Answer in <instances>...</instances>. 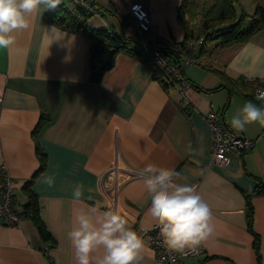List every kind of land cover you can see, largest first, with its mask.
<instances>
[{
  "label": "crops",
  "instance_id": "crops-1",
  "mask_svg": "<svg viewBox=\"0 0 264 264\" xmlns=\"http://www.w3.org/2000/svg\"><path fill=\"white\" fill-rule=\"evenodd\" d=\"M95 1L91 15H77L88 27H108L136 37L133 19L125 17L127 5L138 1L149 12L152 34L176 43L185 37L177 18L181 0ZM198 1L201 5L210 2ZM238 1L248 14L257 5L264 7V0ZM75 5L73 0H60L56 7L73 9ZM55 8L41 5L28 17V27L15 31L13 44L0 48V164H6L15 181L21 215L12 225L0 220V264H51L49 258L52 264H76L66 232L84 200L103 207L116 205L132 234L136 227L148 228L140 189L144 168L174 169L179 173L174 182L193 185L211 209L213 231L197 245L202 252L184 259L186 264H264V192H251L246 199V193L264 181V125L251 122L243 130L231 126L232 116L248 100L223 86L212 70L223 69L230 77L264 79V57L254 60L256 50H245L249 43L264 48V24L245 43L209 47L197 56L200 68L182 66L191 83L185 90L191 108L176 89L152 76L147 62L124 52H116L112 65L91 81V41L84 34L56 25L74 39L68 41L66 36L49 44L45 29L55 24L45 16ZM109 51L104 48L103 60ZM209 109L217 111V122L253 140L227 166L209 160L210 128L202 117ZM42 111L48 120L33 134ZM36 146L45 153L46 165L34 177L31 189L55 241L50 248L30 216L21 212L26 199L21 185L39 164ZM113 163L121 169L114 177L107 176ZM44 176H52L53 183H44ZM78 185L80 200L72 197ZM253 232L259 241L258 254ZM140 245L138 264H155L154 250L145 240Z\"/></svg>",
  "mask_w": 264,
  "mask_h": 264
},
{
  "label": "clouds",
  "instance_id": "clouds-1",
  "mask_svg": "<svg viewBox=\"0 0 264 264\" xmlns=\"http://www.w3.org/2000/svg\"><path fill=\"white\" fill-rule=\"evenodd\" d=\"M60 0H0V48H8L14 42V33L28 27V17L41 5L55 8ZM52 42L74 39L65 30L51 25L45 29ZM254 48V60L264 57V48L254 44L245 45V50ZM244 51V50H242ZM239 60L240 57L238 56ZM258 75V73H252ZM264 97V93H261ZM264 125V106L248 100L230 120L236 130H243L248 123ZM179 173L174 169L142 170L140 189L143 193V217L149 228L158 230L165 248L182 251L197 246L213 231L210 223L212 212L208 203L193 185L174 182ZM44 183L51 185L52 176H44ZM81 186L74 188L73 199L80 200ZM82 207L74 211V221L66 236L74 249L76 264H138L140 242L129 230L126 217L117 209L101 206L100 202L81 201ZM102 250L99 255L95 253Z\"/></svg>",
  "mask_w": 264,
  "mask_h": 264
},
{
  "label": "trees",
  "instance_id": "trees-1",
  "mask_svg": "<svg viewBox=\"0 0 264 264\" xmlns=\"http://www.w3.org/2000/svg\"><path fill=\"white\" fill-rule=\"evenodd\" d=\"M87 7L76 3L73 9H67L57 6L54 11L48 13L45 18L47 21L74 32L84 34L90 41V54L88 67L90 71V80L97 81L104 70L112 65V59L116 52H124L137 57L148 63L147 58L136 37L126 36L118 33L108 27H88L78 19V14L85 16L91 15L95 0H88ZM97 10V9H95ZM131 18L129 14L125 18ZM177 18L184 28L185 37L182 42L194 41L197 43L196 56L204 54L210 47H229L248 41L261 26L264 24V7L257 5L251 14L246 13L238 0H210L207 5H201L198 0H181L177 10ZM132 20V18H131ZM193 20V21H192ZM133 21V20H132ZM197 22V24H195ZM136 36V35H135ZM104 48H109V55L106 60L101 58ZM152 76L159 80L163 86L164 83L161 74L152 64L148 63ZM222 79L223 86L230 91H235L247 100L264 106V103L255 97L254 90L257 87H264V79L245 78L241 75L237 77L228 76L223 69L212 68ZM216 88H219L216 87ZM48 120V114L41 112L32 133ZM38 157V168L32 176L25 180L21 185V190L25 195V202L21 206V212L27 214L32 219L38 234L43 241L47 242L46 248L55 244L53 236L46 229L40 216V205L37 194L32 191L31 185L34 177L44 169L46 165V156L37 146L35 147ZM254 192H264V181L260 182L248 195ZM248 214L247 223L251 230V207L247 203ZM252 231V230H251ZM255 235L254 248L258 254V237ZM45 250V246L43 247ZM49 258V256H48ZM259 260V258H258ZM49 262L52 264L51 259ZM259 263V261H258Z\"/></svg>",
  "mask_w": 264,
  "mask_h": 264
},
{
  "label": "built area",
  "instance_id": "built-area-1",
  "mask_svg": "<svg viewBox=\"0 0 264 264\" xmlns=\"http://www.w3.org/2000/svg\"><path fill=\"white\" fill-rule=\"evenodd\" d=\"M80 6L88 5V0H73ZM127 10L134 22L136 38L141 49L146 55L148 63L152 64L162 76L164 83L176 89L185 105L194 108L185 95V90L191 86L190 81L182 72V66L197 63V43L167 42L163 38L150 32V16L147 8L138 1H132L127 5ZM94 12H97L94 10ZM264 87L254 90L255 97L264 103ZM217 111L209 109L202 114L203 119L210 128L209 160L217 166H227L234 157L240 156L249 149L253 140L244 134L233 131L222 123L216 121ZM121 167L113 163L106 172L107 175L115 176ZM116 209L114 207H110ZM18 204L15 201V181L8 172L5 163L0 164V220L6 224H16L20 220ZM133 236L139 242L145 240L154 250L155 264H186L184 259L198 255L202 247H188L182 251H171L164 247L158 236V230L154 228L136 227Z\"/></svg>",
  "mask_w": 264,
  "mask_h": 264
},
{
  "label": "rangeland",
  "instance_id": "rangeland-1",
  "mask_svg": "<svg viewBox=\"0 0 264 264\" xmlns=\"http://www.w3.org/2000/svg\"><path fill=\"white\" fill-rule=\"evenodd\" d=\"M100 25H103V24H100ZM209 47H210V45H208L207 46V49H209ZM200 61H202V63H204L205 61H204V59H202V60H200ZM209 62L210 63H212V59H210L209 60ZM193 65V66H192ZM192 65H190V66H184V69L185 70H187L188 68H192V67H198V68H200V63L197 61V63H195V64H192ZM205 68H201V70H204ZM108 176V175H107ZM111 177H114V176H111ZM22 200V197L21 198H19V200Z\"/></svg>",
  "mask_w": 264,
  "mask_h": 264
}]
</instances>
